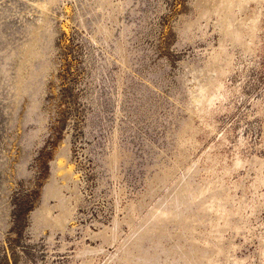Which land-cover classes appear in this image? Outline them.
I'll return each mask as SVG.
<instances>
[{
    "label": "rangeland",
    "instance_id": "1",
    "mask_svg": "<svg viewBox=\"0 0 264 264\" xmlns=\"http://www.w3.org/2000/svg\"><path fill=\"white\" fill-rule=\"evenodd\" d=\"M234 1L257 46L213 61L212 0H0V264H264V4Z\"/></svg>",
    "mask_w": 264,
    "mask_h": 264
},
{
    "label": "bare ground",
    "instance_id": "2",
    "mask_svg": "<svg viewBox=\"0 0 264 264\" xmlns=\"http://www.w3.org/2000/svg\"><path fill=\"white\" fill-rule=\"evenodd\" d=\"M233 1V3H232ZM245 1H250L252 2L253 4L256 3L258 6L264 4V0H236L237 4H238V9L237 11H239L240 9L243 8L244 4H245ZM234 0H212V2H210V4H208L207 8H204V9H207V16L208 15H211V14H214L219 20H221L220 23L223 22V27H222V37H223V40H222V44L219 46V48L217 50H215L214 52H212L211 55H213V61H216L219 56L221 54H226L225 52V48H224V44H225V41L227 39H230L232 41H235L236 43H240L241 46L243 47H248L247 44H251L253 48H255L257 46V43L255 40L256 39V33L257 31L259 30L258 29V24H259V17L261 16L258 12V14H255L251 17H248V19H245L244 21V17L243 18V23H241L240 21V25L235 28L233 25L232 22H234V12L236 11L235 10V7H234ZM237 6V5H236ZM248 6V4H247ZM256 6V5H255ZM245 7V6H244ZM247 7H245L246 9ZM263 8V7H262ZM244 11V10H243ZM242 11V12H243ZM248 11V9H247ZM263 11V9H262ZM256 12V11H255ZM240 14H242L241 12H238ZM245 13V12H244ZM246 14V13H245ZM264 14V13H263ZM236 15V14H235ZM240 16V15H239ZM248 16V15H247ZM264 19V18H263ZM229 22L231 21V24L228 26L225 25L226 22ZM261 21V20H260ZM238 22V21H237ZM227 24V23H226ZM233 24V25H232ZM239 24V23H236V25ZM262 24V23H261ZM260 26V25H259ZM260 28V27H259ZM262 28V27H261ZM260 28V30H261ZM244 32H247L248 34V39H246V41L242 39V34ZM259 32V31H258ZM245 34V33H244ZM243 34V35H244ZM246 35V34H245ZM261 41V40H260ZM228 42V41H227ZM229 43V42H228ZM231 44H233L231 42ZM226 45V44H225ZM261 45V43H260ZM250 47V46H249ZM248 47V48H249ZM251 49V48H250ZM250 51V50H249ZM253 52V51H252ZM255 52V51H254ZM210 55V56H211ZM229 59V58H228ZM231 67V61L229 60L228 63H226V65H224L221 69H214V73L216 74V77H215V80L213 82H211L209 84V87L207 90H205L204 92V96H203V100L202 102L193 110V114L195 115L196 113H200L201 115H204V116H208V118H210V113H211V110H210V107L212 106L213 102L216 100L218 101L219 98L223 99H226L228 97V92H226V90L224 91L223 90V82H222V78L223 76L229 72V69ZM231 95V94H230ZM220 100V99H219ZM216 103V102H215ZM218 108V107H217ZM259 108V107H258ZM214 109V108H213ZM222 109V108H220ZM262 109V108H261ZM218 110V109H217ZM213 111V110H212ZM216 110H214L215 112ZM219 112V111H218ZM260 113V111H259ZM262 113V112H261ZM198 116V115H197ZM200 118V117H199ZM203 119V117L201 118V120ZM212 119V118H211ZM200 120V119H198ZM200 120V121H201ZM204 120V119H203ZM206 121V119L204 120ZM208 121V120H207ZM207 125V124H206ZM212 126V125H210ZM207 128V126H206ZM209 128V126H208ZM211 128V127H210ZM238 152V151H237ZM236 152V154H237ZM240 152V151H239ZM240 155V154H239ZM234 167L238 168L240 166H242V162L241 160L236 157L235 160H234V163L232 164ZM244 165V164H243ZM250 203L251 205H249V207H251L253 205V202L250 200ZM251 209V208H250ZM46 221H48L49 223H51L50 221H57V219L53 218L51 213L50 212H47L46 214ZM65 221V220H64ZM64 221L63 222H59L58 224H56L55 226H58L59 227L63 224L64 225ZM62 225V226H63Z\"/></svg>",
    "mask_w": 264,
    "mask_h": 264
}]
</instances>
